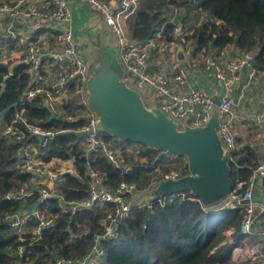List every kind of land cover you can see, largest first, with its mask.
<instances>
[{"label": "built area", "instance_id": "1", "mask_svg": "<svg viewBox=\"0 0 264 264\" xmlns=\"http://www.w3.org/2000/svg\"><path fill=\"white\" fill-rule=\"evenodd\" d=\"M97 11L103 22L110 26L120 43L119 58L125 68V77L144 92V96L155 95L156 103L175 118L191 126L204 125L215 104V98L202 88L173 90L166 72L148 70L150 50H158L161 34L146 40H133L128 36L125 19L133 12L139 0H79ZM179 9L175 8L174 11ZM181 11V10H180ZM174 25V41L168 45L175 58L177 46L181 44L185 53H190L186 39L189 30L177 19L169 18ZM19 51L16 63L28 65L29 81L20 98V103L41 99L42 106L50 116L69 123H77L74 128L59 130L45 129L40 124L30 122L22 116V110L16 107L11 124H4L1 133L10 134L18 145V168L32 175V187L5 198L21 199L37 193L38 202L29 208L8 212L3 220L13 232L22 239L26 233L31 243L39 240L45 229L51 227L56 217H73L79 211L110 203L113 207L105 212L101 221L102 232L92 239L90 251L82 258L71 261L56 257L51 264H101L106 254L102 245L105 240L118 237L119 224L131 214L130 202L136 184L121 180L114 190L107 189L102 182V174L89 173L91 182L87 195L79 200L65 198L59 186L66 174H76L73 156L67 159L52 157L43 160V154L58 144L61 134L73 132L74 145L84 150L86 156L102 152L117 168L129 171L130 164L125 162L121 153L127 151L137 158L138 143H129L125 147H115L106 142L102 133L95 128L92 112L82 95V84L86 78V58L75 40L73 33V14L70 0H0V61L7 52ZM253 54L244 53L242 58L218 61L212 54L203 57L202 66L209 76H214L221 86V98L218 104L220 116L216 126L217 134L230 149V160L236 150L235 133L232 121L235 117V83L240 71L245 67L249 76L256 74L252 65ZM9 59V58H8ZM176 59V58H175ZM188 63L175 61L174 80L178 86L184 85L188 77ZM253 121L264 129V116L256 113ZM1 122V115H0ZM21 122L23 128L17 127ZM1 124V123H0ZM138 148V147H137ZM140 160H144L143 157ZM181 171L173 169L163 173L162 177L178 178ZM264 159L251 170L247 179L237 180L220 210L240 209L242 213L240 230L244 237L252 234L253 225L264 207L254 200L256 189H262ZM50 199H56L57 210H47ZM246 201V202H244ZM151 202H140L138 207H150ZM31 221L33 223H31ZM243 237V238H244ZM263 244H238L231 251L230 264H239L250 260L252 264H264ZM26 248L19 246L18 253L24 254Z\"/></svg>", "mask_w": 264, "mask_h": 264}, {"label": "trees", "instance_id": "2", "mask_svg": "<svg viewBox=\"0 0 264 264\" xmlns=\"http://www.w3.org/2000/svg\"><path fill=\"white\" fill-rule=\"evenodd\" d=\"M175 8L183 13L182 25H189L186 39L191 56L198 53L206 56L234 46L253 54L252 65L264 77V0H139L125 19L128 36L146 40L159 32L161 44L170 45L174 41V24L169 18ZM28 81L26 63H16L13 59L0 61V129L12 123L15 106L23 109L24 118L45 129H72L77 125L51 117L40 98L19 104ZM16 125L23 128L21 122ZM102 137L118 148L133 143L105 133ZM74 142L73 132L61 134L58 144L43 154L44 161L73 156L76 174H66L59 186L67 199L79 200L87 195L91 171L102 174L103 185L109 190H114L121 180L135 183L136 190H143L170 170L167 157L150 166L159 152L142 144L136 147L137 158L127 151L121 153L131 166L125 171L115 167L102 152L86 156ZM261 159L264 150L250 145L236 150L230 160L233 183L247 179ZM18 162V145L10 134L0 132V264H51L56 257L71 261L84 257L92 247L93 237L102 232L105 212L113 205L94 206L71 218L58 216L39 240L31 243L27 233L20 239L3 218L8 212L34 206L39 195L5 198L7 194L32 187V175L19 169ZM177 166L180 165L173 168L180 169ZM181 169V174H185L186 163ZM151 172L156 175H150ZM131 204L130 216L119 224L118 237L102 242L106 254L101 264H230L233 247L244 237L240 230V209L219 211L215 205L206 207L189 191L162 195L150 207L139 208L138 202ZM47 206L49 212H55L56 199H50ZM260 214L264 216V210ZM19 246L29 252L20 255Z\"/></svg>", "mask_w": 264, "mask_h": 264}, {"label": "water", "instance_id": "3", "mask_svg": "<svg viewBox=\"0 0 264 264\" xmlns=\"http://www.w3.org/2000/svg\"><path fill=\"white\" fill-rule=\"evenodd\" d=\"M82 4L90 13L85 24L79 23L80 34L74 37L86 51V78L82 95L92 112L94 125L101 133L130 141L158 151L157 160L170 155L186 158L187 171L178 178L161 177L143 191L135 190L139 202L158 199L189 191L204 206H214L227 197L233 187L230 175V149L217 134L219 99H215L208 121L191 126L161 109L154 99H146L144 92L125 77L119 58L120 43L111 27L103 22L97 11ZM72 9V5H71ZM73 14V13H72ZM176 61H184L186 54L177 46ZM9 74L8 76H10ZM264 145H259L261 151ZM246 202V201H244ZM220 211V207L217 209Z\"/></svg>", "mask_w": 264, "mask_h": 264}, {"label": "crops", "instance_id": "4", "mask_svg": "<svg viewBox=\"0 0 264 264\" xmlns=\"http://www.w3.org/2000/svg\"><path fill=\"white\" fill-rule=\"evenodd\" d=\"M72 13H73V29L74 33L80 34L77 27L80 22L85 24L87 17H89L90 11H88L82 4L76 1L72 2ZM178 10L173 11L170 18H175L181 21L182 12ZM160 47V48H159ZM83 54L86 56V52L80 45ZM158 50H150L147 61L148 70L151 72L163 71L166 72L170 80V87L173 90L184 91L190 88H202L210 93L215 99L221 98V86L217 84V80L214 76H209L204 71L202 66L203 57L202 54H196L191 56L190 53H185L186 58L184 61H180L181 64L188 63V77L184 85L178 86L174 80L175 67L174 63L176 59L171 55L168 45H163L160 42ZM177 50V49H176ZM175 50V51H176ZM155 51V52H154ZM212 54L220 62L227 60L238 59L244 56V52L239 51L234 46H228L219 52H212ZM15 61V59H13ZM16 62V61H15ZM264 84V77L256 72L252 77L249 76V70L247 67L240 71L238 79L235 83V104L234 111L235 117L232 121V128L235 133L236 139V150L242 149L245 145H250L257 148L259 145H264V129L253 121L252 116L246 115V110H256V113H260L264 116V98L259 100L260 96L264 93L262 85ZM260 95V96H259ZM264 97V95L262 96ZM146 99H154L156 102L155 95L146 96ZM250 115V114H249ZM257 141H256V140ZM235 150V151H236ZM264 150V147H262ZM234 151V152H235ZM254 200L258 205L264 207V191L260 188L256 189L254 193ZM216 207L215 209H218ZM252 234L244 237L240 244H263L262 235L264 230V216L259 213L252 229ZM239 264H252L250 260H245Z\"/></svg>", "mask_w": 264, "mask_h": 264}, {"label": "rangeland", "instance_id": "5", "mask_svg": "<svg viewBox=\"0 0 264 264\" xmlns=\"http://www.w3.org/2000/svg\"><path fill=\"white\" fill-rule=\"evenodd\" d=\"M185 26H186V29H188L189 30V25L187 24V25H184V28H185ZM160 48V47H159ZM158 48V49H159ZM188 49H190V46H189V44H188ZM84 51H85V49H84ZM86 52V51H85ZM155 52V51H154ZM20 52L19 51H14V52H7V55L4 53V55L3 56H1L2 57V59L3 60H5V59H7L8 60V58L9 59H17L16 58V56L19 54ZM15 62V61H14ZM262 88L264 89V84L262 85ZM263 95H264V93H262ZM262 95V96H263ZM260 96V95H259ZM262 96H260V98H259V100L261 101V100H263V98L264 97H262ZM247 112H249V113H247L246 115H248L249 117L250 116H254L255 114H256V110H255V112H254V110H252L251 112H250V110H246ZM250 114V115H249ZM256 140V139H255ZM257 141V140H256ZM180 156V155H179ZM166 158V157H165ZM167 160H168V162H169V164L167 165V166H169V168H170V170H175V169H177V168H173L174 166H176V165H180V166H177V167H179L180 169H178V170H182L181 168L184 166V163H186V158L184 157V156H180V157H177V156H175V155H170L169 157H167ZM157 169V168H156ZM159 170V169H158ZM186 171H187V164H186ZM150 175H156L155 174V172L154 173H152L151 172V174ZM147 189V188H146ZM144 190V189H143ZM142 190V191H143ZM139 191H141V190H138V192ZM139 198H136L135 196L133 197H131V200H130V202L132 203V202H139ZM225 201H221V202H219L218 204H216L215 206L216 207H220V206H222V204L224 203Z\"/></svg>", "mask_w": 264, "mask_h": 264}, {"label": "clouds", "instance_id": "6", "mask_svg": "<svg viewBox=\"0 0 264 264\" xmlns=\"http://www.w3.org/2000/svg\"><path fill=\"white\" fill-rule=\"evenodd\" d=\"M222 211V210H221Z\"/></svg>", "mask_w": 264, "mask_h": 264}]
</instances>
